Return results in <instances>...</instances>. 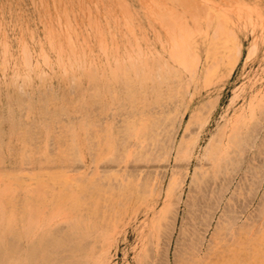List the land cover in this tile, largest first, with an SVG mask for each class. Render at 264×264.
Here are the masks:
<instances>
[{
	"label": "rangeland",
	"instance_id": "obj_1",
	"mask_svg": "<svg viewBox=\"0 0 264 264\" xmlns=\"http://www.w3.org/2000/svg\"><path fill=\"white\" fill-rule=\"evenodd\" d=\"M53 1L0 0V204L10 201L9 210L21 217L25 202L41 201L40 231L64 241L51 249L48 264H264V0ZM189 16L204 28L211 25V34L216 32L230 52L239 49L231 74L222 78L226 53L217 69L202 71L197 82L188 83L189 73L182 77L188 89L175 78L170 89L162 87L158 94L148 89L144 102L135 103L110 83L103 102L94 98L99 84L83 78L89 66L102 74L105 66L113 68L123 59L128 64L137 56L147 58L148 65L155 58L163 61L159 46L168 23L181 17L192 27ZM219 27L226 28L220 32ZM87 122L90 128L79 130ZM13 124L29 132L26 137L14 132L10 139ZM208 148L220 154L217 160L207 155ZM6 188L11 199L2 195ZM39 191L43 200L35 197ZM57 206L63 211H55ZM50 213H56L52 222ZM9 238L12 247L16 242L15 259L24 264L30 240Z\"/></svg>",
	"mask_w": 264,
	"mask_h": 264
},
{
	"label": "bare ground",
	"instance_id": "obj_2",
	"mask_svg": "<svg viewBox=\"0 0 264 264\" xmlns=\"http://www.w3.org/2000/svg\"><path fill=\"white\" fill-rule=\"evenodd\" d=\"M33 0H31V2H32ZM53 1V0H52ZM78 1V0H77ZM123 1V0H122ZM170 1V0H169ZM168 1V2H169ZM173 1V0H172ZM177 1V0H176ZM54 2V1H53ZM150 2V1H149ZM151 2H154V0L153 1H151ZM188 2V1H187ZM195 2V1H194ZM193 2V3H194ZM198 2V1H197ZM33 3V2H32ZM41 4H42V2H40ZM156 3H157V1H156ZM158 3H159V1H158ZM157 3V5H155L154 3H153V5H155V7H157L159 4ZM166 3V2H165ZM164 3V4H165ZM179 3V2H178ZM211 3V2H210ZM183 4V3H182ZM196 4V3H195ZM194 4V5H195ZM87 5V4H86ZM94 5H96V4H94ZM151 5V4H150ZM162 5V4H161ZM167 5V4H166ZM190 5V4H189ZM160 6V5H159ZM164 6V5H163ZM169 6V5H168ZM181 6V5H180ZM201 6V5H200ZM119 7H120V5H119ZM154 7V6H153ZM172 6H170L169 8H171ZM184 7V6H183ZM186 7V6H185ZM192 7V6H191ZM197 7V6H196ZM163 8V7H162ZM166 8V7H165ZM205 8V7H204ZM151 9H152V7H151ZM167 9V8H166ZM165 9V10H166ZM174 10V8H171V10ZM186 9H188V8H186ZM194 9V8H193ZM196 9V8H195ZM198 9V8H197ZM206 9V8H205ZM207 9H209V8H207ZM98 10V9H97ZM154 10H155V8H154ZM153 10V11H154ZM157 11H159L158 9H156ZM168 10V9H167ZM177 10V9H176ZM176 10H174V11H176ZM189 10V9H188ZM202 10H203V8H202ZM169 11V10H168ZM197 11V10H196ZM207 11V10H206ZM63 12H66V10H63ZM91 12V11H90ZM99 12V11H98ZM156 12V11H155ZM154 12V14H156V13H158V12H156L155 13ZM163 12V11H162ZM172 12V11H171ZM126 13H127V11H126ZM174 12H172V14H173ZM186 13V12H185ZM192 13V12H191ZM191 13H190V15H191ZM195 13V12H194ZM200 13H202V12H200ZM162 13H160L159 15H161ZM171 14V15H172ZM177 15H178V12L176 13ZM197 14V13H196ZM203 14V13H202ZM207 14V13H206ZM212 14V13H211ZM65 16H66V14H64ZM123 15V14H122ZM151 15H153V14H151ZM170 15V14H169ZM208 15H209V13H208ZM175 16V15H174ZM183 16V15H182ZM158 17V16H157ZM191 16H189V18H190ZM196 17V16H195ZM197 17H199V15L197 14ZM203 17V16H202ZM68 18V20H69V16H67L66 17V19ZM160 18V17H159ZM184 18H185V16H184ZM169 19H170V21L171 20H173V18L171 19V17H169ZM179 19V18H178ZM176 20L175 18H174V20L173 21H171L170 23H168V35H164L161 39H160V46L159 47H161V55H162V57H165L164 58V60L163 61H161L159 58H155L153 61H154V63L152 62L151 63V65L149 64L148 65V61H147V58L146 59H139V57L137 56V59H134V61H132L131 60V58L129 59V57H128V59H129V61H132V62H130V63H123L124 62V59H123V61L121 62V63H118V61H117V64L115 65V63H114V67L113 68H110V69H108V67H104L101 71H102V74H100V73H98L97 72V69L95 68L94 69V67H90L89 66V68L88 69H86L85 70V72H84V74H83V78H85V79H88V81L91 83V85L93 86V84H99V89L97 88V91H96V93H95V95H94V98L95 99H98L99 101H102L103 102V97H104V99H105V96H106V91L107 90H109V91H111V87L113 86V85H118L119 86V88L121 89V91H122V95L123 96H125V99L127 100V101H130V102H144V99H145V97H146V95H145V91H148V89H151V94H154V93H157L158 94V92H160V90H161V88L163 87V89L166 87H172V84H173V80H175V78H176V80H178L179 81V84H182V85H185V84H183V78L182 77H184V76H186L187 75V73H189L190 75V78L188 79V83L189 82H194V81H198L200 78H201V74H202V71L203 72H205L206 74H207V72H209V70H211L210 71V73H212V69L211 68H213V71H214V69L216 68V66H218L219 64H218V62L220 61V60H222L223 59V57H225L226 56V53H229V55H227L226 56V58H227V62H226V67H225V70H224V72H223V75H222V78L224 79L227 75H229V74H231L232 73V71H233V69H234V67H235V65H236V63H237V61H238V57H239V55H240V51H239V49H236L237 51H235V50H233V51H231L230 52V47H226V46H224V44L223 43H221L220 41H219V38H217V36H216V32H213L212 34H211V32L209 31V27H211V25H207V26H205V28H204V26H203V24H201V23H198V21H197V23L194 21L195 20V18H194V20H193V18L191 17V19H192V21L196 24H194L193 23V25L194 26H192V27H190L189 25H188V23L187 24H185L183 21H181L183 18H181L180 17V19L179 20ZM199 19H200V17H199ZM212 19H213V17H212ZM125 20V19H124ZM162 20H163V18H162ZM176 20V21H175ZM67 21V20H66ZM164 21H166V20H164ZM207 21H209L208 19H207ZM207 21H206V23H207ZM212 21V20H211ZM221 21V20H220ZM220 21H218L217 23H219L220 24ZM125 23H127L128 24V22H127V19L125 20ZM67 24H68V22H67ZM72 24V23H71ZM90 24V23H89ZM212 24V23H211ZM61 25V24H60ZM221 26H225V25H222L221 24ZM71 26H70V23H69V28H70ZM128 27V26H127ZM167 27V26H166ZM217 27H218V25H217ZM60 28V27H59ZM226 28V27H225ZM224 28V29H225ZM65 29H67V28H65ZM132 28H131V26H130V30H131ZM166 29V28H165ZM217 28H215L214 30H216ZM219 29H220V27H219ZM219 29H217V30H219ZM224 29H220V32H221V30H224ZM71 30V29H70ZM96 30V29H95ZM109 30H110V28H109ZM128 30H129V27H128ZM66 32H68L67 30H66ZM166 32H167V30H166ZM228 32V31H227ZM133 33V32H132ZM217 33H218V31H217ZM68 33H66V35H67ZM221 34H223V33H221ZM220 34V35H221ZM224 34H226L225 32H224ZM219 35V36H220ZM226 35H228L229 36V34H226ZM234 35V34H233ZM69 36H71V35H69ZM68 36V37H69ZM228 36H227V38H225V37H223V38H225V39H228ZM67 37V38H68ZM233 37H235V35L233 36ZM221 38H222V36H221ZM71 39V38H70ZM134 39H137L138 40V38H136V37H134ZM235 39V38H234ZM233 39V40H234ZM136 40V41H137ZM223 40V39H222ZM71 41V40H70ZM229 40H227V41H225L226 43L228 42ZM138 42V41H137ZM230 42V41H229ZM69 44L71 43V42H68ZM130 43V42H129ZM128 43V45L129 46H131V44H129ZM72 44H73V42H72ZM234 44V43H233ZM74 45V44H73ZM142 46H143V55L144 56H147V51L149 50V46L146 44V42L143 40V43H142ZM131 48V47H130ZM154 48L155 49H158V47H156V46H154ZM225 48H226V51H224L225 50ZM227 48H229V49H227ZM23 49V48H22ZM75 49V48H74ZM124 49H125V47H124ZM137 49H138V47H137ZM232 49V48H231ZM105 50V49H104ZM125 50H127V49H125ZM71 51H72V49H71ZM84 51V50H83ZM138 51H140V49L138 50ZM30 52V51H29ZM62 52V51H61ZM149 52V51H148ZM23 53H26V52H24V50H23ZM31 53V52H30ZM73 53V52H72ZM134 53V52H133ZM136 53V52H135ZM83 54H85L84 52H82V56H83ZM104 54V53H103ZM139 54V53H138ZM252 54V51L250 50V52H249V56ZM93 55H96V54H93ZM105 55V54H104ZM129 54L127 53V56H128ZM160 55V54H159ZM25 56V55H24ZM73 56H74V54H73ZM84 56H86V55H84ZM130 56V55H129ZM143 56V57H144ZM78 57V56H77ZM160 57V56H159ZM25 58V60H26V56L24 57ZM31 57L29 56V59H30ZM83 58V57H82ZM106 58V57H105ZM151 58H154V57H151ZM74 59V58H73ZM150 59V58H149ZM28 60V59H27ZM26 60V61H27ZM31 60V59H30ZM46 60V59H45ZM128 61V62H129ZM44 62V61H43ZM26 63V62H25ZM27 63H28V61H27ZM61 64H62V61H61ZM218 64V65H217ZM47 65V64H46ZM71 65V64H70ZM25 66H27V65H25ZM215 66V67H214ZM29 67V66H28ZM64 67V72H66L65 71V66H63ZM72 67V66H71ZM29 69V68H28ZM217 69V68H216ZM74 73V72H73ZM64 74H66V73H64ZM71 74V73H70ZM209 74V73H208ZM73 75V74H72ZM211 76V75H210ZM206 77V75L204 76V78ZM212 77V76H211ZM16 78H18V75L16 76ZM45 78V77H44ZM74 77H72V79H73ZM74 79H76V78H74ZM40 80V79H39ZM69 80H71V78L69 79ZM68 80V81H69ZM16 81V80H15ZM42 81V80H41ZM73 81V80H72ZM80 81V80H79ZM177 81V82H178ZM186 82V81H185ZM69 83V82H68ZM110 83H111V87H110ZM151 83V85H149ZM22 84H23V82H22ZM74 84V83H73ZM78 85H80V84H78ZM72 86V85H71ZM75 86V85H74ZM90 86V85H89ZM179 86V85H178ZM186 86V85H185ZM105 87V88H104ZM187 87V86H186ZM195 87V86H194ZM76 88V87H75ZM75 88H74V90H75ZM94 88H96V87H94ZM182 88V87H181ZM196 88V87H195ZM106 89V90H105ZM170 89V88H169ZM187 89H188V87H187ZM51 90V89H50ZM88 90V89H87ZM93 90V89H92ZM91 90V91H92ZM96 90V89H95ZM181 90V89H180ZM90 91V92H91ZM78 92V91H77ZM94 92V91H93ZM140 92H141V94H140ZM178 92V91H177ZM23 93V92H22ZM70 93V92H69ZM92 93V92H91ZM162 93V92H161ZM171 93V92H170ZM185 93V92H184ZM113 94H115V93H113ZM147 94V93H146ZM173 94V93H172ZM84 95V94H83ZM89 95V94H88ZM110 95V94H109ZM174 95V94H173ZM177 95V94H176ZM76 96V95H75ZM172 96V95H171ZM43 97H44V95H43ZM92 97V96H91ZM176 97V96H175ZM256 97V96H255ZM33 98V97H32ZM42 98V97H41ZM112 98V100H113V97H111ZM155 99V98H154ZM255 99V98H254ZM26 100H27V98H26ZM25 100V101H26ZM80 100V99H79ZM90 100H92V99H90ZM111 100V101H112ZM175 100H176V98H175ZM22 101H24V100H22ZM52 101V100H51ZM65 101V100H64ZM93 101H94V99H93ZM121 101H123V100H121ZM168 101V100H167ZM253 101V100H252ZM31 102V101H30ZM43 102H45V101H43ZM178 102V101H177ZM21 103V102H20ZM79 103V102H78ZM118 103H119V101H118ZM122 103V102H121ZM183 103V102H182ZM264 103V102H263ZM23 104V103H22ZM172 104H173V102H172ZM21 105V104H20ZM25 105V104H24ZM29 105V104H28ZM44 105H46V103L44 104ZM61 105V104H60ZM71 105H73V104H71ZM77 105V104H76ZM95 105V104H94ZM105 105V104H104ZM264 105V104H263ZM39 106H40V104H39ZM106 106V105H105ZM26 107H27V103H26ZM42 107V106H41ZM44 107V106H43ZM79 107V106H78ZM94 107V106H93ZM97 107V106H96ZM104 107V106H103ZM108 107V106H107ZM106 107V108H107ZM111 107H112V105H111ZM115 106H113V108H114ZM119 107V106H118ZM154 107V106H153ZM31 108V107H30ZM45 108H46V106H45ZM45 108H43V109H45ZM63 108V107H62ZM61 108V109H62ZM87 108V107H86ZM100 108V107H99ZM98 108V109H99ZM105 108V107H104ZM105 108V109H106ZM152 108V107H151ZM156 108V107H155ZM154 108V109H155ZM202 108V107H201ZM249 108H251L250 106H249ZM49 109V108H48ZM65 109V108H64ZM75 109V108H74ZM10 110V109H9ZM8 110V111H9ZM39 110V109H38ZM80 111H81V109H79ZM88 110V109H87ZM118 110V109H117ZM146 110V109H145ZM159 110V109H158ZM11 111V110H10ZM30 111V110H29ZM74 111V110H73ZM102 111H104V110H102ZM122 111V110H121ZM165 111V110H164ZM24 112V111H23ZM22 112V113H23ZM45 112H46V110H45ZM54 112V111H53ZM52 112V113H53ZM69 112V111H68ZM74 112H76V111H74ZM92 112V111H91ZM90 112V113H91ZM200 112H201V110H200ZM200 112H198V113H200ZM11 113V112H10ZM10 113H9V119L11 118L10 117ZM50 113V112H49ZM164 113V112H163ZM203 113V112H202ZM54 114H57L56 112H54L53 113V115ZM64 114V113H63ZM82 114H84V113H82ZM92 114V113H91ZM110 114V113H109ZM137 114V113H136ZM166 114V113H165ZM250 114V113H249ZM45 115H46V113H45ZM47 115H49L48 114V112H47ZM58 115V114H57ZM61 115V114H60ZM65 115V114H64ZM124 115V114H123ZM128 115V114H127ZM126 115V116H127ZM150 115V114H149ZM161 115V114H160ZM240 115V114H239ZM50 116V115H49ZM54 116H56V115H54ZM93 116V115H92ZM152 116H154V115H152ZM176 116L178 117V115L176 114ZM26 117V116H25ZM24 117V118H25ZM90 117H91V115H90ZM134 117V116H133ZM142 117V116H141ZM144 117V116H143ZM148 117V116H147ZM160 117V116H159ZM33 118H35L34 116H33ZM45 118H46V116H45ZM58 118V117H57ZM158 118V117H157ZM195 118V117H194ZM198 118V117H197ZM251 118V117H250ZM67 119V118H66ZM87 119V118H86ZM134 119V118H133ZM145 119V118H144ZM173 119V118H172ZM192 119V118H191ZM11 120V119H10ZM107 119H105V121H106ZM140 120V119H139ZM162 120H163V118H162ZM246 120V119H245ZM3 121V120H2ZM18 121V120H17ZM64 121V120H63ZM73 121V120H72ZM81 121V120H80ZM88 121V120H87ZM90 121V120H89ZM97 121V120H96ZM99 121H100V119H99ZM99 121H97V122H99ZM173 121V120H172ZM191 121V120H190ZM194 121V120H193ZM4 122V121H3ZM12 122V121H11ZM85 122V121H84ZM143 122V121H142ZM234 122V121H233ZM21 123V122H20ZM72 123V122H71ZM79 123V122H78ZM88 123V122H87ZM93 123V122H92ZM113 123H115V122H113ZM130 123V122H129ZM132 123V122H131ZM12 124V123H11ZM32 124V123H31ZM58 124V123H57ZM67 124V123H66ZM65 124V125H66ZM89 124V123H88ZM91 124V123H90ZM87 125L86 126V123H83V125L81 124V126H79L78 128H79V130H87V129H89L90 128V126L91 125ZM98 124V123H97ZM117 124V123H116ZM196 124V123H195ZM235 124V123H234ZM29 125V124H28ZM27 125V126H28ZM46 125V124H45ZM59 125V124H58ZM80 125V124H79ZM106 125V124H105ZM118 125V124H117ZM130 124H128V126H129ZM144 125V124H143ZM154 125H157V124H154ZM46 126H48V124L46 125ZM45 126V127H46ZM68 126H69V124H68ZM78 126V125H77ZM99 126V125H98ZM110 126V125H109ZM127 126V125H126ZM142 126V125H141ZM160 126V125H159ZM263 126V125H262ZM21 127V126H20ZM20 127H18V129H20ZM30 127V126H29ZM62 127V126H61ZM67 127V126H66ZM76 127V126H75ZM96 127V126H95ZM94 127V130L95 129H97V128H95ZM102 127V126H101ZM121 127V126H120ZM133 127V126H132ZM132 127H130V128H132ZM135 127V126H134ZM133 127V128H134ZM172 127V126H171ZM69 128H71V125L69 126ZM68 128V129H69ZM103 128V127H102ZM118 128V127H117ZM145 128V127H144ZM167 128V127H166ZM18 129H16V127H15V125L13 124V126L11 127V131H10V139H12V137H14V132H19V133H21L23 136H25L26 134H28L29 132H25V131H23L22 129L21 130H18ZM28 129V128H27ZM37 129V128H36ZM99 129V128H98ZM119 129V128H118ZM148 129V128H147ZM17 130V131H16ZM26 130V129H25ZM46 130V129H45ZM54 130H55V128H54ZM72 130V129H71ZM74 130V129H73ZM126 130V129H125ZM129 130V129H128ZM132 130H134V129H132ZM146 130V129H145ZM149 130H151L150 128H149ZM252 130V129H251ZM7 131V130H6ZM27 131V130H26ZM36 131H38V130H36ZM101 131V130H100ZM103 131H106V132H108V130L106 129V130H103ZM102 131V132H103ZM131 131V130H130ZM221 131V130H220ZM61 132V131H60ZM65 132V131H64ZM69 132H71V131H69ZM72 132H75V131H72ZM86 132V131H85ZM90 132V131H89ZM95 132H99L98 130L97 131H95ZM124 132V131H123ZM129 132V131H128ZM134 132V134L136 133L135 131H133ZM143 132V131H142ZM152 132V131H151ZM161 132V131H160ZM165 132V131H164ZM167 132H169V131H167ZM166 132V133H167ZM231 132V131H230ZM2 133V132H1ZM32 133V132H31ZM61 133H63V132H61ZM66 133V132H65ZM100 133V132H99ZM121 133V132H120ZM126 133V132H125ZM140 133V132H139ZM153 133V132H152ZM236 133V135H237V132H235ZM35 133H33V135H34ZM49 134V133H48ZM69 134V133H68ZM122 134V133H121ZM127 134V133H126ZM185 134V133H184ZM221 134H222V132H221ZM22 135H20V136H22ZM55 135V134H54ZM71 135V134H70ZM75 135V134H74ZM109 135V134H108ZM118 135H120V134H118ZM132 135V134H131ZM162 136V135H161ZM26 137V136H25ZM66 137V136H65ZM96 137V136H95ZM105 137H106V135H105ZM111 137H113V136H111ZM110 137V138H111ZM125 137V136H124ZM133 137V136H132ZM141 137V136H140ZM29 138H30V136H29ZM52 138H53V136H52ZM51 138V139H52ZM144 138V137H143ZM151 138V137H150ZM257 138V137H256ZM8 139V138H7ZM33 139V138H32ZM71 139V138H70ZM87 139H88V137H87ZM108 139H109V137H108ZM120 139V138H119ZM146 139V138H145ZM186 139V138H185ZM196 139V138H195ZM27 140H28V138H27ZM40 140V139H39ZM58 140V139H57ZM61 140V139H60ZM59 140V141H60ZM69 140V139H68ZM86 140V139H85ZM100 140V139H99ZM113 140V139H112ZM118 140V139H117ZM228 140V139H227ZM1 141H2V139H1ZM37 141V140H36ZM53 141V140H52ZM126 141H128V140H126ZM150 140H148V142H149ZM195 141V140H194ZM238 141V140H237ZM25 143H27V141H24ZM34 142V141H33ZM58 142V141H57ZM66 142V141H65ZM88 142V141H87ZM96 142V141H95ZM155 142V141H154ZM213 142V141H212ZM261 142V141H260ZM74 143V139H73V141H72V144ZM105 143V142H104ZM110 143V142H109ZM131 143H132V141H131ZM143 143H144V141H143ZM211 143V142H210ZM216 143V142H215ZM214 143V144H215ZM264 143V142H263ZM24 144V143H23ZM64 144V143H63ZM113 144V143H112ZM123 144V143H122ZM125 144V143H124ZM127 144V143H126ZM129 144V143H128ZM142 144V143H141ZM164 144V143H163ZM1 145H2V142H1ZM39 145V144H38ZM49 145V144H48ZM89 145V144H88ZM93 145V144H92ZM108 145V144H107ZM120 145V144H119ZM138 145V144H137ZM147 145H148V143H147ZM146 145V146H147ZM173 145V144H172ZM211 144H209V146H210ZM229 145V144H228ZM264 145V144H263ZM52 146V145H51ZM79 146V145H78ZM99 146V145H98ZM153 146V145H152ZM151 146V147H152ZM156 146V145H155ZM164 146V145H163ZM168 146V145H167ZM193 146H194V143H193ZM214 146V145H213ZM55 147V146H54ZM74 147V146H73ZM89 147V146H88ZM112 147V146H111ZM116 147V146H115ZM120 147H121V145H120ZM125 147V146H124ZM211 148H212V146H210ZM217 147V146H216ZM229 147V146H228ZM6 148H9V145H6ZM23 148H25V147H23ZM22 148V149H23ZM31 148H32V146H31ZM34 148H36V147H34ZM104 148H106V147H104ZM138 148V147H137ZM147 148V147H146ZM207 149V155L210 153V154H212V155H210V157L212 158V160L213 161H215V160H217V155L218 154H216V153H212V150L213 149ZM258 148V147H257ZM57 149V148H56ZM90 149V148H89ZM92 149V148H91ZM96 149H98V148H96ZM102 149V148H101ZM100 149V150H101ZM116 149H119V148H116ZM124 149V148H123ZM140 149V148H139ZM138 149V150H139ZM167 149V148H166ZM10 150V149H9ZM34 150H37V149H34ZM61 150V149H60ZM63 150V149H62ZM129 150V149H128ZM134 150H135V148H134ZM142 150V149H141ZM160 150V149H159ZM163 150V149H162ZM178 150V149H177ZM206 150V149H205ZM259 150H260V148H259ZM27 151V150H26ZM55 151V150H54ZM65 151V150H64ZM98 151V150H97ZM131 151V150H130ZM161 151V150H160ZM182 151H184V150H182ZM225 151V150H224ZM230 151V150H229ZM23 152V151H22ZM34 152V151H33ZM32 152V153H33ZM50 152H51V149H50ZM92 152V151H91ZM106 152V151H105ZM117 152V151H116ZM121 152V151H120ZM123 152V151H122ZM142 152H143V150H142ZM191 152V151H190ZM3 153H4V150L2 149V151L0 150V159L2 158V155H3ZM36 153V152H35ZM72 153V152H71ZM76 153V152H75ZM78 153V152H77ZM76 153V154H77ZM95 153V152H94ZM98 153H99V151H98ZM101 153V152H100ZM104 153V152H103ZM108 153V152H107ZM112 153H114V151L112 152ZM131 153V152H130ZM147 153V152H146ZM241 153V152H240ZM43 154V153H42ZM105 154V153H104ZM133 154H134V152H133ZM148 154V153H147ZM168 154V153H167ZM184 154V153H183ZM22 155V154H21ZM24 155V154H23ZM26 155V154H25ZM113 155V154H112ZM220 155V154H219ZM218 155V156H219ZM225 154L223 153V156H224ZM227 155V154H226ZM53 156V155H52ZM63 156V155H62ZM81 156V155H80ZM101 156V155H100ZM114 156V155H113ZM129 156V155H128ZM145 157H146V155H144ZM49 157V156H48ZM72 157H74V159H75V156H72ZM71 157V158H72ZM119 157H121V156H119ZM130 157H132V156H129V158ZM209 157V158H210ZM26 158H27V156H26ZM80 158V157H79ZM97 158V157H96ZM122 158V157H121ZM127 158V157H126ZM229 158V157H228ZM20 159H21V157H20ZM29 159V158H28ZM143 159H145V158H143ZM158 159H159V157H158ZM165 159V158H164ZM188 159V158H187ZM27 160V159H26ZM49 160H51V159H49ZM78 160V159H77ZM107 160V159H106ZM105 160V161H106ZM125 160V159H124ZM157 160V159H156ZM211 160V161H212ZM237 160V159H236ZM1 161V160H0ZM29 161V160H28ZM72 161V160H71ZM149 161V160H148ZM180 161H182V160H180ZM221 161V160H220ZM252 161V160H251ZM76 162H78V161H76ZM103 162V161H102ZM119 162V161H118ZM30 163V162H29ZM120 163V162H119ZM125 163V162H124ZM208 163V162H207ZM218 163V162H217ZM228 163V162H227ZM239 163V162H238ZM95 164V163H94ZM123 164V163H122ZM25 165V164H24ZM27 165V164H26ZM42 165V164H41ZM91 165H92V162H91ZM201 165V164H200ZM219 165V167H220V165L221 164H218ZM230 165V164H229ZM239 165V164H238ZM27 166H29V165H27ZM66 166V165H65ZM70 166V165H69ZM222 166V165H221ZM23 167V166H22ZM44 167V166H43ZM43 167H42V169H43ZM47 167V166H46ZM55 167V166H54ZM1 168V167H0ZM49 168V167H48ZM65 168V167H64ZM80 168V167H79ZM118 168V167H117ZM203 168V167H202ZM201 168V169H202ZM36 169V168H35ZM44 169H47V168H44ZM65 169H67V168H65ZM72 169V168H71ZM81 169V168H80ZM220 169V168H219ZM238 169V168H237ZM1 170V169H0ZM52 170V169H51ZM15 171V170H14ZM34 171V170H33ZM60 171V170H59ZM96 171H98V170H96ZM203 171V170H202ZM45 172V171H44ZM50 172V171H49ZM113 172V171H112ZM135 172H137V171H135ZM205 172V171H204ZM220 172H221V169H220ZM259 172V171H258ZM10 173V172H9ZM21 173V172H20ZM38 173H42V172H40V171H38ZM46 174L48 173V170H47V172H45ZM54 173H57V171H55ZM181 173V172H180ZM33 174V173H32ZM60 174H61V172H60ZM124 174H125V172H124ZM197 174V173H196ZM52 175V174H51ZM55 176H56V174H54ZM57 175H58V173H57ZM62 175V177H63V174H61ZM89 175V174H88ZM115 175V174H114ZM203 175V174H202ZM32 176H34V175H32ZM87 176V175H86ZM122 176V175H121ZM58 177H60L59 175H58ZM65 177V176H64ZM90 177H91V175H90ZM111 177V176H110ZM129 177V176H128ZM69 178V177H68ZM112 178V177H111ZM118 178V177H117ZM121 178V177H120ZM173 178V177H172ZM176 178V177H175ZM180 178V177H179ZM3 178H1V180H2ZM49 179V178H48ZM71 179V178H70ZM69 179V180H70ZM122 179V178H121ZM72 180V179H71ZM74 180V179H73ZM81 180H83V179H81ZM106 180V179H105ZM109 180H111V179H109ZM120 180V179H119ZM132 180V179H131ZM149 180H150V177H149ZM201 180V179H200ZM86 181V180H85ZM96 181V180H95ZM115 181V180H114ZM117 181V180H116ZM60 182V181H59ZM75 182H77V181H75ZM147 182V181H146ZM197 182V181H196ZM82 183V182H81ZM97 183V182H96ZM129 183V182H128ZM40 184V183H39ZM59 184V183H58ZM61 184H63V183H61ZM69 184H71V183H69ZM74 184V183H73ZM72 184V185H73ZM108 184V183H107ZM112 184V183H111ZM119 184V183H118ZM198 184V183H197ZM41 185V184H40ZM46 185H50V184H47L46 183ZM64 185V184H63ZM131 185V184H130ZM178 185V184H177ZM48 186H47V188H48ZM77 186V185H76ZM92 186V185H91ZM122 186V185H121ZM137 186H138V184H137ZM2 187V186H1ZM41 187V186H40ZM39 187V188H40ZM51 187V186H50ZM68 187H70V186H68ZM3 188H4V186H3ZM26 188V187H25ZM38 188V189H39ZM53 188V187H52ZM79 188H80V186H79ZM90 188H92V187H90ZM96 188V187H95ZM108 188H110V187H108ZM107 188V189H108ZM116 188V187H115ZM118 188V187H117ZM140 188V187H139ZM43 188H41V190H42ZM58 189H59V187H58ZM88 189V188H87ZM101 189V188H100ZM100 189H98V190H100ZM121 189V188H120ZM125 189V188H124ZM138 189V188H137ZM143 189V188H142ZM173 189V188H172ZM4 190V189H3ZM2 190V191H3ZM5 190H7V188L5 189ZM4 190V191H5ZM11 190V189H10ZM10 190H7L6 192H4V193H2V195L3 194H5V197L7 196V192H9ZM22 190V189H21ZM25 190V189H24ZM35 190V189H34ZM80 190H82V189H80ZM94 190H96V189H94ZM104 190V189H103ZM106 190V189H105ZM26 191H27V189H26ZM31 190H29L28 191V193L30 192ZM33 191V190H32ZM36 191V190H35ZM34 191V192H35ZM43 191V190H42ZM56 191H58V190H56ZM60 191V190H59ZM59 191L57 192V193H59ZM62 191H64V190H62ZM71 191H74V190H71ZM70 191V192H71ZM160 191V190H159ZM33 192V193H34ZM104 192V191H103ZM108 192H110V191H108ZM129 192V191H128ZM142 192V191H141ZM144 192V191H143ZM1 193V192H0ZM13 193V192H12ZM32 193V194H33ZM44 193H45V191H44ZM73 194H72V196L75 194L74 192H72ZM114 193V192H113ZM124 193V192H123ZM158 193H160V192H158ZM222 193V192H221ZM59 194H61V193H59ZM62 194H64V192L62 193ZM78 194V193H77ZM86 194V193H85ZM108 194H110V193H108ZM126 194V193H125ZM149 194V193H148ZM2 195H1V197H2ZM14 195V194H13ZM37 196H35L36 197V199H44L43 198V196H42V193H40V191H39V193L37 192V194H36ZM44 195V194H43ZM45 195H47V194H45ZM58 195V194H57ZM159 195V194H158ZM12 196V195H11ZM70 196V195H69ZM79 196V195H78ZM77 196V197H78ZM97 196V195H96ZM132 196V195H131ZM57 197H59V196H57ZM71 197V196H70ZM121 197V196H120ZM125 197V196H124ZM8 198H10V196H7V199ZM64 198H66L65 197V194H64ZM84 198V197H83ZM107 198V197H106ZM11 199V198H10ZM68 199V198H67ZM87 199V198H86ZM5 200V199H4ZM55 200V199H54ZM97 200V199H96ZM101 200V199H100ZM114 200V199H113ZM120 200V199H119ZM125 200V199H124ZM1 201V200H0ZM6 201V200H5ZM29 201V200H28ZM45 202H47V201H45ZM59 202H60V200H59ZM66 202V201H65ZM74 202V201H73ZM80 202V201H79ZM83 202V201H82ZM97 202H99V200L97 201ZM117 202H119V201H117ZM123 202V201H122ZM128 202H129V200H128ZM26 204H25V207H24V209H22L21 210V212H22V216L21 217H19V215H18V213H19V211L17 212L16 210H14V209H12L11 208V210H9V206L8 205H12L13 203H11L10 204V201H8V205L7 204H3V203H1L0 204V264H23V262L22 261H20L19 259H15V253H16V247H15V245H14V240H13V247H12V245H11V238H9V237H13L14 239H21V238H27V239H29L30 241V245H31V249H29L28 251H27V253H26V256H25V261H24V264H48V262L51 260L52 261V254H51V249L53 248V249H56V248H58L59 246H61V245H63V243H64V241H62V242H60V241H57L58 240V237H51L50 235H48V232H46L45 230H42V231H40V229H39V227H38V224L36 223V220H37V222H38V220L40 219V212L42 211V208H43V206H42V208L40 209V206H41V201L40 202H31L30 203V201L27 203V202H25ZM44 203V202H43ZM75 203V202H74ZM104 203V202H103ZM166 203V202H165ZM168 203V202H167ZM58 204H60V203H58ZM110 204V203H109ZM118 204V203H117ZM138 204V203H137ZM87 205V204H86ZM70 206H71V204H70ZM114 206V205H113ZM163 206V205H162ZM168 206H170V205H168ZM6 207H7V209H8V211H7V213H6ZM58 207V206H57ZM120 207V206H119ZM45 208H47V207H45ZM61 207H58V209L57 210H55V211H63V210H61L60 209ZM56 209V208H55ZM71 209V208H70ZM69 209V210H70ZM114 209V208H113ZM167 210V209H166ZM1 211H3V212H1ZM52 211H54L53 209H52ZM66 211V210H65ZM77 212V211H76ZM57 213V212H56ZM56 213H50L51 215L50 216H52V215H56ZM59 213V212H58ZM57 213V214H58ZM264 213V212H263ZM46 216V214H42V216L41 217H43V216ZM55 215H54V217H55ZM53 216L50 218V222H52V218H54ZM78 219L80 220V218H79V216H78ZM94 221V220H93ZM103 221H104V219H103ZM107 221V220H106ZM105 221V222H106ZM114 221H116V220H114ZM47 222H49V221H47ZM46 222V224L48 225V223ZM49 222V223H50ZM67 222V221H66ZM65 222V223H66ZM69 222H71L72 223V221L71 220H69ZM82 222V221H81ZM90 222V221H89ZM75 223H76V221H75ZM75 223H72V225H75ZM56 224V223H55ZM60 224V223H59ZM42 225H43V223H42ZM47 225H45L46 227H47ZM62 225V224H61ZM68 225V224H67ZM81 225V224H80ZM84 225V224H83ZM94 225V224H93ZM63 226V225H62ZM95 226V225H94ZM76 227H79V225H77ZM86 228V227H85ZM70 229V228H69ZM243 229V228H242ZM263 229V228H262ZM57 230V229H56ZM96 230H97V228H96ZM95 230V231H96ZM100 231V230H99ZM102 231V230H101ZM100 231V232H101ZM50 232V231H49ZM58 232V231H57ZM73 232V231H72ZM53 233H54V231H53ZM62 233V232H61ZM87 233V232H86ZM71 234V233H70ZM88 234V233H87ZM264 234V233H263ZM58 235V234H57ZM59 235H60V233H59ZM69 235V234H68ZM62 237V236H61ZM71 237V236H70ZM74 237V236H73ZM78 237V236H77ZM80 237V236H79ZM82 237H83V235H82ZM253 238V237H252ZM263 238V237H262ZM261 238V239H262ZM72 239V238H71ZM74 239V238H73ZM263 241H264V239H263ZM28 242V243H29ZM68 242V241H67ZM16 243V242H15ZM248 243H250V242H248ZM257 243V242H256ZM264 243V242H263ZM82 244V243H81ZM259 244V243H258ZM75 247V246H74ZM249 248H251V247H249ZM250 250V249H249ZM54 251V250H53ZM52 251V252H53ZM261 251H263V250H261ZM260 251V252H261ZM59 252V251H58ZM258 252V251H257ZM257 252H255V253H257ZM259 252V253H260ZM233 253V252H232ZM236 253V252H235ZM239 253V252H238ZM255 253H252V254H254V255H256ZM37 254H39V256L41 257V260L40 259H35V256L37 255ZM233 255V254H232ZM54 256H56V255H54ZM58 256V255H57ZM261 256V255H260ZM37 257H38V255H37ZM36 257V258H37ZM263 257V256H262ZM231 258V257H230ZM234 259V258H233ZM252 260H254L253 258H251ZM57 260V259H56ZM230 260V259H229ZM259 260V259H258ZM238 261V260H237ZM264 261V260H263ZM217 264V263H216ZM259 264H261L260 262H259Z\"/></svg>",
	"mask_w": 264,
	"mask_h": 264
}]
</instances>
